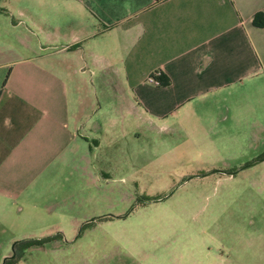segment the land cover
<instances>
[{
  "label": "crops",
  "instance_id": "crops-1",
  "mask_svg": "<svg viewBox=\"0 0 264 264\" xmlns=\"http://www.w3.org/2000/svg\"><path fill=\"white\" fill-rule=\"evenodd\" d=\"M0 21V259L12 242L45 239L58 264H241L207 242L178 251L175 224L160 222L139 224L128 251L99 253L109 236L75 232L109 216L49 197L65 174L109 180L108 160L93 164L100 140L136 141L232 93L264 109V0H0ZM155 72L164 86L145 82Z\"/></svg>",
  "mask_w": 264,
  "mask_h": 264
},
{
  "label": "rangeland",
  "instance_id": "rangeland-1",
  "mask_svg": "<svg viewBox=\"0 0 264 264\" xmlns=\"http://www.w3.org/2000/svg\"><path fill=\"white\" fill-rule=\"evenodd\" d=\"M35 39L41 41L30 37L32 45ZM224 97L197 102L190 107L193 115L165 118L136 141L127 137L105 146L100 140L93 164L101 168L107 159L109 180L87 186L86 178L65 174L54 182L59 193L50 201L109 216L110 224L75 232L86 239L109 236L111 242L95 246L99 253L128 251L145 237L147 229L139 224L160 222L175 224L170 238L180 252L190 241L207 242L210 254L218 249L227 258L239 257L241 264H264V109L235 93ZM96 103L101 105L99 96ZM51 217L49 223H55ZM43 243L24 249L16 264H58L52 254L41 253Z\"/></svg>",
  "mask_w": 264,
  "mask_h": 264
},
{
  "label": "trees",
  "instance_id": "trees-1",
  "mask_svg": "<svg viewBox=\"0 0 264 264\" xmlns=\"http://www.w3.org/2000/svg\"><path fill=\"white\" fill-rule=\"evenodd\" d=\"M261 18V19H258ZM251 24L256 27H261L263 24V18L260 14H254L251 20ZM156 80L158 82V86H164L166 84V80L160 78L159 76L156 77ZM47 239V238H46ZM43 240H19L12 242L10 245V256L7 258H4L2 260L1 264H16L19 258L22 256V252L24 249L30 247V246H36L43 242Z\"/></svg>",
  "mask_w": 264,
  "mask_h": 264
},
{
  "label": "built area",
  "instance_id": "built-area-1",
  "mask_svg": "<svg viewBox=\"0 0 264 264\" xmlns=\"http://www.w3.org/2000/svg\"><path fill=\"white\" fill-rule=\"evenodd\" d=\"M158 76V73H152V74H150V75H148V76H146V78H145V82L147 83V84H150V85H152V86H158V82H157V80H156V77Z\"/></svg>",
  "mask_w": 264,
  "mask_h": 264
}]
</instances>
